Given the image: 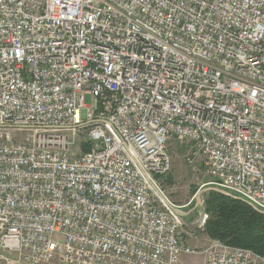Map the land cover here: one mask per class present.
<instances>
[{
	"label": "built area",
	"instance_id": "1",
	"mask_svg": "<svg viewBox=\"0 0 264 264\" xmlns=\"http://www.w3.org/2000/svg\"><path fill=\"white\" fill-rule=\"evenodd\" d=\"M173 139L201 187L264 211V0H0V261L196 253L156 182ZM204 252L264 264L216 239Z\"/></svg>",
	"mask_w": 264,
	"mask_h": 264
},
{
	"label": "trees",
	"instance_id": "2",
	"mask_svg": "<svg viewBox=\"0 0 264 264\" xmlns=\"http://www.w3.org/2000/svg\"><path fill=\"white\" fill-rule=\"evenodd\" d=\"M203 198L207 214L203 232L210 239L264 255V213L243 200L214 190L206 192Z\"/></svg>",
	"mask_w": 264,
	"mask_h": 264
},
{
	"label": "rangeland",
	"instance_id": "3",
	"mask_svg": "<svg viewBox=\"0 0 264 264\" xmlns=\"http://www.w3.org/2000/svg\"><path fill=\"white\" fill-rule=\"evenodd\" d=\"M84 102L86 104L90 103L89 95H85ZM8 131L14 136L15 141L30 133L28 130H17L12 127L8 128ZM190 145L189 142L180 141L178 139H173L170 142L168 150L171 157V167L167 173L156 177V182L168 200L175 206L180 207L179 210L187 211L196 206L195 209L193 208L190 212V219L193 220L199 217V212L201 210L199 204H196L194 194L197 190L209 186L201 187V184L206 180L205 175H203L201 162L194 166V169H192L191 165L187 162V157L193 156V153L190 150ZM72 150L75 152L81 151V140L77 139ZM199 159L200 158L197 160ZM203 195H205V193L200 196V199L202 200L204 199ZM183 230H190V234L199 233L197 228L186 227L183 228ZM200 230L203 231V227Z\"/></svg>",
	"mask_w": 264,
	"mask_h": 264
},
{
	"label": "crops",
	"instance_id": "4",
	"mask_svg": "<svg viewBox=\"0 0 264 264\" xmlns=\"http://www.w3.org/2000/svg\"><path fill=\"white\" fill-rule=\"evenodd\" d=\"M198 205V203H196ZM195 204V205H196ZM196 206L193 208L195 209ZM189 209L187 211L180 210V214L182 216L183 225L180 228L181 231V239L189 247L195 248L196 253H181L179 257V261L177 264H206V255L204 250L206 247L210 244L211 240L203 231L200 230V228L197 227L196 221L197 219H190V212L193 210ZM184 218V219H183ZM191 227V228H197L199 230V233L197 234H190V230H183V228ZM198 232V231H197ZM196 233V232H195ZM0 264H23L21 262L17 261H9L7 263H3L0 261Z\"/></svg>",
	"mask_w": 264,
	"mask_h": 264
},
{
	"label": "water",
	"instance_id": "5",
	"mask_svg": "<svg viewBox=\"0 0 264 264\" xmlns=\"http://www.w3.org/2000/svg\"><path fill=\"white\" fill-rule=\"evenodd\" d=\"M210 190H214V191H218L220 193H223L225 195H228V196H231V197H234V198H237V199H240V200H243L242 198L240 197H236L230 193H228L227 191L225 190H222V189H218V188H215V187H206V188H202V189H199L195 192L194 196H195V199H196V203H198L199 205H202L203 204V200L200 199V196L203 194V193H206ZM245 201V200H243ZM247 202V201H245ZM248 203V202H247ZM250 206H252L254 209L260 211L261 213H264L263 210H259L257 209L256 207H254L252 204L248 203ZM167 206L172 210V211H176L177 213H180V210H176L175 208L172 207V205H170L169 203L167 204Z\"/></svg>",
	"mask_w": 264,
	"mask_h": 264
},
{
	"label": "bare ground",
	"instance_id": "6",
	"mask_svg": "<svg viewBox=\"0 0 264 264\" xmlns=\"http://www.w3.org/2000/svg\"><path fill=\"white\" fill-rule=\"evenodd\" d=\"M161 199L163 200L164 203L167 204V201L165 200V198L161 197ZM205 211V210H204Z\"/></svg>",
	"mask_w": 264,
	"mask_h": 264
}]
</instances>
